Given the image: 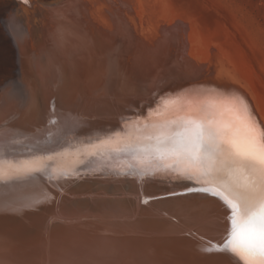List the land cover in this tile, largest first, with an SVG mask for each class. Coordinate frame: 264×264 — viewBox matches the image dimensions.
I'll return each mask as SVG.
<instances>
[{"label":"bare ground","instance_id":"1","mask_svg":"<svg viewBox=\"0 0 264 264\" xmlns=\"http://www.w3.org/2000/svg\"><path fill=\"white\" fill-rule=\"evenodd\" d=\"M14 1L4 29L15 70L0 86V264H243L217 250L230 230L227 206L198 189L251 179L231 141L243 147L252 134L264 140L253 93L200 65L177 74L168 65L177 27L163 33L170 38L162 57L153 52L158 63H143L151 86L142 92L133 83L131 37L119 7ZM142 34L138 51L152 58L157 46ZM178 40L177 65L187 63ZM237 109L247 120L237 119ZM185 118L212 121L229 141L210 173L170 152L161 158L155 137L145 139ZM134 154L151 159L134 169ZM39 164L58 171L31 172ZM63 171L69 175L56 178Z\"/></svg>","mask_w":264,"mask_h":264},{"label":"rangeland","instance_id":"2","mask_svg":"<svg viewBox=\"0 0 264 264\" xmlns=\"http://www.w3.org/2000/svg\"><path fill=\"white\" fill-rule=\"evenodd\" d=\"M37 1L41 4H57L59 2L57 4L58 6H62L65 3L67 4L64 6L69 4V0ZM71 1L72 0L69 2ZM101 1L102 3L103 1L105 3L110 2V4H113L115 7H119L120 13L122 12V21L124 25H126V35L131 37L130 39L127 37L129 41L131 40L129 44L131 46L130 51L132 52L130 56H127V58L130 57L128 62L129 68L130 64H133L135 68L132 70L133 83H138L139 90H144L142 92H145V90L151 86V83L144 82L149 74L145 76L146 71L144 70L145 66H143V63L150 65V67L154 65V63L157 64L158 62H155L157 61L156 58H158V56L160 57L161 54L163 55L165 51V44L162 42L167 43L165 41L170 38L169 36L167 39L164 38L165 41L162 40L164 37L163 33L166 37V31L168 32L167 34H169L171 32L173 33L178 28L176 30L177 34L175 35L177 41L174 50H172L174 53L171 52L168 65L171 64L170 67L174 66V68L177 69L175 72L181 76L189 75L190 70L192 71L196 69V65H200L204 70L203 73L206 72V74L212 78L234 79L239 84L246 87L247 90L249 89V93H253V95H251L256 102H259H257V105L261 106L259 109L264 115V0H99L97 2L101 3ZM121 1L123 4L120 3ZM123 1H126L128 4H124L125 2ZM73 2H77V0H73ZM78 2L83 3V5H81L82 7L88 6L86 0H78ZM187 3H189L188 6ZM186 7H188V9H186ZM15 8L16 2L14 0H0V86L5 83L15 70V50L10 42L9 34L6 33L4 29L5 20L7 21L8 16L14 13ZM123 14L125 16H123ZM7 22H5V24H8ZM158 24L161 26L162 32ZM165 25L167 27H165ZM155 26L158 28H155ZM173 29L175 30L172 31ZM143 31L149 33L147 36H152V41H154L152 45L157 46L154 50H151L150 53H158V56L153 53L154 57L151 58L142 53V51H138V47L144 44L143 42L141 43V36L144 35L142 34ZM154 32L156 34H153ZM154 36L157 37L158 40H156L157 38ZM177 37L183 38L181 48L182 51H184V55L187 57V63L185 60L183 64L177 61L178 65L174 59L177 55L175 51L179 44ZM157 41L160 42L157 43ZM160 48H163L161 49L162 51ZM135 55L138 58L135 57ZM198 57L199 59H196ZM152 59L154 62H151ZM189 63L192 65H187ZM218 63L221 64V66ZM205 65L208 66L206 67ZM137 66H141V68L137 70ZM189 66H191V69ZM162 76L161 74L160 77ZM140 83L143 86L140 85Z\"/></svg>","mask_w":264,"mask_h":264},{"label":"snow or ice","instance_id":"3","mask_svg":"<svg viewBox=\"0 0 264 264\" xmlns=\"http://www.w3.org/2000/svg\"><path fill=\"white\" fill-rule=\"evenodd\" d=\"M237 113V119L247 120L245 115L239 113V109ZM153 136L157 141L156 150L161 153V158L165 152H170L208 173L213 170L218 154L223 153L222 143L229 142L223 130L212 121L205 123L194 118L178 121L175 129L162 125L154 134L149 133L145 139H153ZM231 143L236 155L241 156L250 169L252 175L248 184L233 187L228 181H222L219 186L203 187L198 190L219 198L230 213L227 216V222L230 224L228 237L223 247H218L217 250H227L239 257L243 264H264V140L252 134L243 147L235 141ZM133 159L137 161V165L131 167L135 169L139 166L143 169L145 161L151 158L134 154ZM49 169L53 173L58 171L51 164H39L32 168L31 172L46 175ZM68 175L67 171H63L56 178H66ZM241 221L244 224L243 228ZM205 251L211 252L212 249L206 248Z\"/></svg>","mask_w":264,"mask_h":264},{"label":"water","instance_id":"4","mask_svg":"<svg viewBox=\"0 0 264 264\" xmlns=\"http://www.w3.org/2000/svg\"><path fill=\"white\" fill-rule=\"evenodd\" d=\"M92 182H94V181H92ZM97 184L99 185V186H106L107 184H109V186H111L112 185V182H109V181H105V182H101V181H99V182H97ZM95 186V185H94ZM108 189H110V188H108ZM162 214H164V215H168V213H164V212H162Z\"/></svg>","mask_w":264,"mask_h":264}]
</instances>
